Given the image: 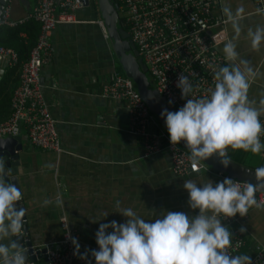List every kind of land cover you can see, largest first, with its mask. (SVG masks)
<instances>
[{"label":"crops","instance_id":"crops-1","mask_svg":"<svg viewBox=\"0 0 264 264\" xmlns=\"http://www.w3.org/2000/svg\"><path fill=\"white\" fill-rule=\"evenodd\" d=\"M34 6V0H0V7L9 9L10 19L15 22L27 20ZM224 8L234 15L237 8L243 9L236 17L237 27L227 19ZM262 8L256 0H214L213 11L214 16L226 21V41L236 45L238 60H247L253 69L248 97L257 104L264 97V42L251 48L248 33L264 27V0ZM75 20L57 27L52 36L53 57L41 70L45 102L57 122L63 152L33 147L22 128L19 138L23 148L14 171L20 169L17 181L27 209L25 236L34 248H58L64 233L60 220L65 218L78 235L80 248L89 250L90 255V250L97 248L95 232L99 223L124 221L114 213L115 201L119 200L122 207H132L145 220L155 219L166 210L191 216L196 213L188 206L184 180L201 183L208 179L215 183L221 179L215 171L176 177L168 153L145 156L141 140L130 132L125 103L102 95L114 73L123 76V69L100 24L104 21L99 6L83 5L75 12ZM4 29L0 38L5 35ZM20 36L27 37V32ZM222 48L223 44L218 50L223 56ZM20 74L21 68L11 67L0 57V123L12 115ZM240 152L243 150L230 149L231 156ZM244 154L250 166L264 165L262 152ZM56 196L63 205L55 204ZM45 198L53 202L44 206ZM237 219L238 225L246 229L242 254L252 257L264 249V207L250 208L246 216L237 215ZM36 264H46V260Z\"/></svg>","mask_w":264,"mask_h":264},{"label":"clouds","instance_id":"clouds-1","mask_svg":"<svg viewBox=\"0 0 264 264\" xmlns=\"http://www.w3.org/2000/svg\"><path fill=\"white\" fill-rule=\"evenodd\" d=\"M242 11L237 8L234 15L230 9H223L234 27ZM248 35L250 46L255 49L264 42V27L250 30ZM222 52L229 63L210 66L213 85L205 94L196 95L193 82L180 74L176 87L183 106L176 111L161 110L169 142L183 143L193 170L211 157L218 158L227 169L232 163L229 149L252 154L264 150V97L258 104L248 97L253 69L247 60H238L231 40L223 44ZM19 174L20 169L14 173L0 158V264H30L28 250L20 241L26 231L27 209L22 206ZM251 175L255 183L231 177L215 183L208 179L201 183L184 180L188 206L196 213L191 216L166 210L155 219L145 220L132 207H122L119 200L115 201L114 213L124 221L99 223L95 232L97 248L90 250L92 260L95 264H251L248 255L232 254L233 235L222 223L237 215L244 217L250 208L261 206L257 193L264 190V165L251 170ZM52 202L45 198L42 204ZM55 204L63 205L59 196L55 197ZM72 244L74 255L87 260L89 250L81 253L75 238Z\"/></svg>","mask_w":264,"mask_h":264},{"label":"built area","instance_id":"built-area-1","mask_svg":"<svg viewBox=\"0 0 264 264\" xmlns=\"http://www.w3.org/2000/svg\"><path fill=\"white\" fill-rule=\"evenodd\" d=\"M35 6L27 20L15 22L10 19L9 9L0 7V32L4 28H20L34 21L40 25V35L29 59L22 64L20 83L12 99V115L0 123V138L18 137L21 129L27 133L30 144L44 151L62 153L57 122L45 102L41 83V70L53 57L52 36L61 24L76 23L75 12L83 7L82 0H34ZM98 6V0H87ZM120 5V13L148 68L156 90L174 110L183 106L180 90L176 87L180 74L188 76L195 85V94L206 93L213 85L210 66H224L228 62L218 47L227 40L225 20L214 16V0H114ZM262 8V0H256ZM101 26L106 32L103 22ZM218 30L213 31V29ZM106 35L107 32H106ZM0 57L11 67L19 64V56L11 48L0 46ZM103 97L125 103L129 113L130 132L143 145L145 156H157L166 152L171 159V172L176 177H188L201 171H213L202 162L193 170L188 159L189 152L180 145L169 142L167 131L151 113L146 102L135 90L126 76L114 73L102 92ZM264 121V118H261ZM264 142V137H261ZM264 157V150H262ZM228 156L231 157L230 149ZM231 159V158H230ZM226 175L220 174L223 180ZM233 179V178H232ZM220 180V181H221ZM236 180V179H234ZM238 181V180H237ZM260 207H264V190L257 193ZM223 219V218H221ZM64 230L58 248H47V264H95L91 256L80 259L74 255L72 238L78 241L67 219L60 220ZM222 223L232 232V254H242L246 245L245 232H241L237 216ZM67 225V226H65ZM80 252L85 251L80 248ZM251 258V264H264V249Z\"/></svg>","mask_w":264,"mask_h":264},{"label":"water","instance_id":"water-1","mask_svg":"<svg viewBox=\"0 0 264 264\" xmlns=\"http://www.w3.org/2000/svg\"><path fill=\"white\" fill-rule=\"evenodd\" d=\"M84 6L89 5L87 0H82ZM98 6L102 13V18L109 39L113 44V49L122 66V69L127 78L132 81V84L137 93L146 102L151 113L158 119L160 124L166 130L164 120L161 118V110H174L167 100L160 95L156 88L152 85L148 77V68L140 57L139 51L130 39L129 32L120 25V5L114 0H98ZM1 9H3L1 7ZM1 12V10H0ZM167 131V130H166ZM184 149L183 143L179 144ZM21 139L18 137L0 138V158H3L8 168H14L19 165V153L22 151ZM187 150V149H185ZM188 151V150H187ZM232 163L225 169L216 157H211L203 162L208 165L213 171L236 179L238 181H251L255 183L251 170L254 168L240 164L230 159ZM23 204V202H22ZM22 206L25 207L23 204ZM26 208V207H25ZM27 216L25 217V229L20 241L28 250L30 264H36L37 261L46 260L47 247L35 249L29 238H26L28 233L26 227ZM47 264V261H46Z\"/></svg>","mask_w":264,"mask_h":264},{"label":"trees","instance_id":"trees-1","mask_svg":"<svg viewBox=\"0 0 264 264\" xmlns=\"http://www.w3.org/2000/svg\"><path fill=\"white\" fill-rule=\"evenodd\" d=\"M119 17H120V25L127 30V27L125 26L124 23L125 21L120 16V14ZM4 31H5V35H3L0 38V46H3L5 48H11L17 52L19 56V64L15 68L20 69L22 67V64L29 59L31 51L37 44L40 35V25L37 22L31 21L27 23L24 27L15 28V29L6 28V30L4 29ZM21 32H27V37L25 38L21 37L20 36ZM122 74L123 76H126L123 71ZM151 83L155 87L152 81ZM235 155L237 156L235 157ZM244 156L245 154L243 151L240 153L233 154L229 158L233 159L237 163L245 164L249 167H252L250 166V163L245 162V159H243Z\"/></svg>","mask_w":264,"mask_h":264},{"label":"rangeland","instance_id":"rangeland-1","mask_svg":"<svg viewBox=\"0 0 264 264\" xmlns=\"http://www.w3.org/2000/svg\"><path fill=\"white\" fill-rule=\"evenodd\" d=\"M121 16H122V12H121V14H120ZM148 77L150 78V80L153 82V79H152V77H151V75H150V73H148ZM153 84H154V82H153ZM245 162H248V163H251L250 162V160H249V158L247 159V160H245ZM252 164V163H251Z\"/></svg>","mask_w":264,"mask_h":264}]
</instances>
